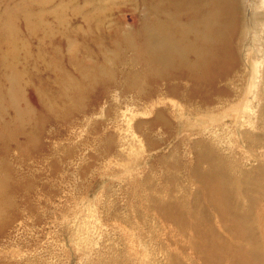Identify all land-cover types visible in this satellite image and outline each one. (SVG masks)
<instances>
[{
	"label": "rangeland",
	"instance_id": "1",
	"mask_svg": "<svg viewBox=\"0 0 264 264\" xmlns=\"http://www.w3.org/2000/svg\"><path fill=\"white\" fill-rule=\"evenodd\" d=\"M236 6L205 101L155 79L142 0H0V264H264V0Z\"/></svg>",
	"mask_w": 264,
	"mask_h": 264
},
{
	"label": "bare ground",
	"instance_id": "2",
	"mask_svg": "<svg viewBox=\"0 0 264 264\" xmlns=\"http://www.w3.org/2000/svg\"><path fill=\"white\" fill-rule=\"evenodd\" d=\"M142 1L147 4L149 10L155 9L160 14L155 24L156 28L150 30L145 38L146 47L141 45L144 49L148 44L150 45L152 54H147L150 58L149 63L160 65V70L157 69L156 75H154L155 79H162L170 84L172 80L184 77L194 79L195 76L193 82L195 91H191L194 96H197V90L205 93L207 87L215 89L218 77L221 74L224 75L226 71H223L222 68L217 69L216 66H212V63L225 62L229 58V42H223L226 34L223 35L222 32L225 30L224 25H228L229 14L237 10V0H167V3L163 0ZM171 3L176 4L175 11L168 12V8L164 7L166 5L169 7ZM222 35L223 37L219 39ZM190 56H195V61L190 60ZM106 72L110 76L115 73L111 68H106ZM160 76H165L166 79ZM169 86L172 87L169 90L174 91L170 93L175 94L178 89L176 90L171 84ZM133 87L130 85L129 89ZM145 96L147 99L152 98L151 92L145 93ZM202 97L205 101L211 100V94L205 93ZM160 121H164L162 115H158L154 122ZM4 185L3 182H0V200L5 195ZM209 191L215 208L223 217L230 220L229 227L236 230L239 236L244 237L247 234L251 243H257L252 240L255 235V231L252 230L253 226H247L246 232L240 228V226L244 227L241 223L247 218L243 219V217L233 214L227 206L224 199V185L211 184ZM9 194L8 192V197ZM162 208H165L169 217L174 214L172 211L174 206L171 203L162 204ZM176 215L175 220L180 223L181 217L179 214ZM202 241L207 243L205 240ZM207 244L208 248L205 251L208 262L221 264L224 256L218 249V245L215 241Z\"/></svg>",
	"mask_w": 264,
	"mask_h": 264
}]
</instances>
